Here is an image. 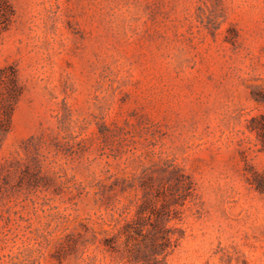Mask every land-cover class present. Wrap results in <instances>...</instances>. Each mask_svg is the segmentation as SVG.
Wrapping results in <instances>:
<instances>
[{
  "label": "rangeland",
  "instance_id": "rangeland-1",
  "mask_svg": "<svg viewBox=\"0 0 264 264\" xmlns=\"http://www.w3.org/2000/svg\"><path fill=\"white\" fill-rule=\"evenodd\" d=\"M9 3L0 264H264V0Z\"/></svg>",
  "mask_w": 264,
  "mask_h": 264
},
{
  "label": "trees",
  "instance_id": "trees-1",
  "mask_svg": "<svg viewBox=\"0 0 264 264\" xmlns=\"http://www.w3.org/2000/svg\"><path fill=\"white\" fill-rule=\"evenodd\" d=\"M10 11H11V7H10L9 0H0V31L4 27V24L9 20ZM1 80L4 81V83H6L5 82L6 80H8L10 83H14L15 82V76H14V74L11 73V75L9 77H7L6 79H1ZM5 89H7V94H6L7 97H6V95H3L2 96V98H3L2 102L0 103V108H1L0 124H3L2 121H4V120H6V122L9 120V118H8V116H9L8 107L10 106V101H9L10 100L9 99V95H10L9 90L10 89L8 87H6ZM123 229H124V225H123ZM118 231H121V230L119 229ZM159 240H161V241H158L157 239H153L151 245H153V247L156 248V247L163 246V244H165L166 242L167 243L170 242V238L167 237L166 235H162ZM177 240H178V238L175 237L173 240V245H175Z\"/></svg>",
  "mask_w": 264,
  "mask_h": 264
}]
</instances>
